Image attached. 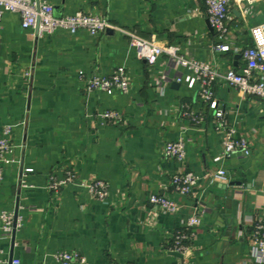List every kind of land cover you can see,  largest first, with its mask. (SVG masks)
I'll return each instance as SVG.
<instances>
[{
    "label": "crops",
    "instance_id": "crops-1",
    "mask_svg": "<svg viewBox=\"0 0 264 264\" xmlns=\"http://www.w3.org/2000/svg\"><path fill=\"white\" fill-rule=\"evenodd\" d=\"M51 2L57 16L98 14L161 47L178 46L220 72L242 69L241 51L253 45L251 29L264 22V0L232 3L230 50L221 52L214 48L217 33L203 0ZM121 67L131 81L128 93L86 90V78ZM213 90L226 126L249 141V157L217 161L226 130L199 98L193 74L168 55L149 65L137 58L128 36L112 29L98 36L58 31L38 37L21 27L19 14L6 13L0 138L12 129L16 162L0 183V214L15 215L18 208L20 227L15 242L0 237V259L59 264L55 254L76 252L87 264H255L251 229L264 218V100L221 79ZM107 111L117 112L119 120L102 124L100 114ZM177 141L186 146L183 162L165 156L166 145ZM220 168L229 173L225 184L209 178ZM68 170L75 172V183L60 194L50 192L49 176L63 177ZM178 173L199 177L188 197L173 190ZM96 180L109 185L106 202L83 186ZM153 195L174 200L179 211L157 209ZM237 208L238 224H232ZM195 214L202 220L195 236L181 258L172 255L177 232L188 231Z\"/></svg>",
    "mask_w": 264,
    "mask_h": 264
},
{
    "label": "built area",
    "instance_id": "built-area-1",
    "mask_svg": "<svg viewBox=\"0 0 264 264\" xmlns=\"http://www.w3.org/2000/svg\"><path fill=\"white\" fill-rule=\"evenodd\" d=\"M52 0H0V34L2 29V18L6 13L19 14L21 27L24 30H35L38 37L53 35L58 31H67L75 34L79 31H86L91 36H98L112 29L119 31L129 37V44L135 50L139 60L154 65L164 55L188 71H190L199 84L198 96L207 103L211 110L215 111V118L219 126L225 131L224 150L217 161L224 158L238 155L247 158L252 154L249 141L244 137L235 138V132L229 129L224 121V112L217 106L213 86L219 79L230 85L239 88L247 95L258 96L264 100V22L251 29L253 45L241 51L245 65L241 70L229 69L225 72L214 70L208 63L188 58L182 54L178 46L161 47L155 41L144 39L135 33L128 32L114 26L106 18L92 13H77L72 16H57L55 14ZM207 7L208 20L217 33V43L214 45L216 51L227 52L230 46L226 44L229 35V21L231 4L246 3L255 4L258 0H203ZM181 78L179 79V81ZM85 88L88 92L99 91L107 95L115 93L126 94L131 88L130 78L121 67L109 76L93 75L85 80ZM101 123L119 120L117 112L107 111L100 114ZM12 129L5 128L0 138V183L4 180L6 168L16 162L11 155L14 152L12 142ZM187 151L183 141L169 142L165 148V156L168 159H176L183 162L186 159ZM27 169L26 173H31ZM76 174L72 170L66 171L63 177L52 174L48 178L47 188L50 192L60 194L67 186L74 184ZM211 182L225 184L229 181V173L226 169L220 168L209 175ZM199 177L193 173H178L173 176V190L182 197L190 196L196 188ZM22 187L28 185L24 179L21 180ZM97 200L106 202L109 197V185L102 180L85 182L83 184ZM150 203L161 211L176 213L179 205L174 200L163 196L153 195ZM202 220L195 214L188 221V231H179L175 236L173 250L183 253L188 247L189 241L195 236V229ZM20 227L19 221L15 225V215L12 212L3 211L0 214V237L11 238L14 231ZM172 250V249H171ZM251 257L255 264H264V218L259 219L251 229ZM59 264H87L86 258L76 252H59L55 254ZM0 264H21L20 260L8 261L0 259Z\"/></svg>",
    "mask_w": 264,
    "mask_h": 264
},
{
    "label": "water",
    "instance_id": "water-1",
    "mask_svg": "<svg viewBox=\"0 0 264 264\" xmlns=\"http://www.w3.org/2000/svg\"><path fill=\"white\" fill-rule=\"evenodd\" d=\"M212 29H214V28H212ZM230 186H234V184H230ZM227 188V187H226ZM232 197H233V195L232 194H230L229 195V200L230 199H232ZM238 208H237V212H234V218H233V220H232V224H238ZM231 215L233 216V212L231 213ZM17 221H18V208H17V210H16V212H15V225H16V223H17ZM231 226V225H230ZM240 229H241V227H240ZM13 242H15V231H14V233H13ZM172 255H174V256H177V257H182V254H180V253H178V252H172ZM12 257H11V260L10 261H12Z\"/></svg>",
    "mask_w": 264,
    "mask_h": 264
}]
</instances>
